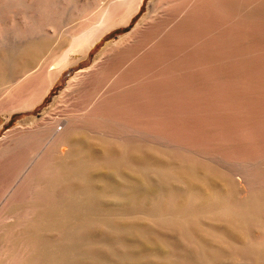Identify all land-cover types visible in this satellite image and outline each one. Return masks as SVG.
Returning <instances> with one entry per match:
<instances>
[{"label": "bare ground", "instance_id": "1", "mask_svg": "<svg viewBox=\"0 0 264 264\" xmlns=\"http://www.w3.org/2000/svg\"><path fill=\"white\" fill-rule=\"evenodd\" d=\"M142 5L145 10L134 26L106 43L89 68L76 71L53 98L64 105L66 92L76 93L81 100L70 94L80 101L75 103L81 106L85 101L88 109L99 113H90L89 121L83 119L85 112L79 116L72 110L75 117L71 112L66 115L78 105L72 104L77 100L70 96V104L61 107L63 112L68 110L65 115H49L42 125L36 120L38 127L28 132L34 136L28 134L29 142L21 150L26 159L20 156L24 161L13 176H24L20 173L36 157L29 175L32 181L40 173L45 178L36 176L32 182L25 175L26 187L35 183L37 188L32 185L31 194L27 193L33 191V198L28 196L30 200L25 201L21 195L22 205L20 198L11 202L13 206L19 203L21 209L18 204L16 208L7 204L5 209L14 208L13 217L8 209L1 210L6 196L0 211L11 215L9 220L16 214L31 218L29 213L21 214L28 201L26 210L34 219L20 217V221L16 216L21 223L12 222L14 226L19 222L15 230L19 233L14 236L13 224L8 223L11 232L7 224L1 229L10 232L12 249L21 248L19 253L25 254L21 264H30L28 259L33 264H264V0H0V111L4 107L9 113L31 109L43 101L68 66L87 57L103 38L127 26ZM154 71L172 79L163 83L164 88L188 89L201 96L208 89L230 92L236 103L243 101L241 110L246 117L238 119L237 115L234 123L245 139L238 140L225 120L224 124L213 121L216 117L207 120L215 124L202 122L205 126L199 128L196 120L195 132L191 126L184 134V130L164 129L169 125L159 129V122L151 125L157 129L151 128L147 118L151 132L148 127V133L144 132L153 133L159 144L149 141L151 136L150 143L142 140L145 125L138 127L139 131L135 123L111 121L105 110L115 102L133 107L136 83ZM142 87L140 92L147 90ZM153 96L151 101L157 100ZM84 106L79 109L84 111ZM139 106L136 104L137 112L142 110ZM135 111L129 113L133 119ZM167 121L164 124L170 123ZM120 128L128 129V138ZM136 130L140 141L134 136ZM26 136L11 137L13 141L10 138L9 143L0 145V152L23 144ZM36 141L45 142L41 151ZM23 178L12 189L25 187ZM9 185L2 187L1 197L11 189ZM19 193L8 196L18 198ZM88 235L94 241L81 247L75 242ZM10 250L2 253L6 255L2 263L19 255Z\"/></svg>", "mask_w": 264, "mask_h": 264}, {"label": "rangeland", "instance_id": "2", "mask_svg": "<svg viewBox=\"0 0 264 264\" xmlns=\"http://www.w3.org/2000/svg\"><path fill=\"white\" fill-rule=\"evenodd\" d=\"M146 1H148V0H146ZM145 10V5H142V7L140 8V11L138 12V14L136 15V16H134V17H132V19H131V21L129 22V24L127 25V26H125V27H123V26H121L119 29H117V30H115L114 32H112L111 34H109L108 36H106L105 38H103L93 49H91L90 51H89V53H88V56L87 57H85L84 59H82L80 62H78L77 64H74V65H70V66H68L67 67V69L65 70V72L63 71V73L60 75V77L58 78V80L56 81V83L53 85V87L50 89V91H49V93H47V95L44 97V99H43V101H41L40 103H38V104H36L34 107H32L31 109H23V110H16V111H12V112H10L9 113V111H7V110H9L8 108H7V110H6V107H4L1 111H0V145H4V143L5 142H7V143H9V140H10V138L12 137L13 139H15L17 136H21V134H23V135H27L26 136V139L25 140H23L22 142H23V144H17L16 145V147L18 148H16V147H12L10 150H7V151H4V153L2 154L1 152V154H0V190L2 189V187H3V190L10 184L9 182L10 181H12L11 179H13L14 178V176L16 175V171H17V169H18V165L20 164H22V162H21V160H23V158H25L26 157V154H24V153H22V149L24 148V147H26V145L28 144V142H29V140H27L29 137L31 138L32 136H34V134L31 132V133H28L30 130H33V129H35V127H38V126H36V122H37V124L39 125H42V122H43V120L47 117V116H49V115H65L64 113H66L67 111H65V112H63L62 111V109H64L65 107H67L68 105H67V103L70 101L68 98L70 97V96H72V95H76L77 97L79 96V95H77L76 93H71V92H66V94L67 95H65L66 97H64L63 99H65V104L63 105V103H60L59 105L57 104V102L55 101L54 102V99H56L57 97L56 96H58L60 93L59 92H61L62 90H64L66 87V85L68 84V81L71 79L70 77H72V75H74L75 74V72L76 71H78L79 69H83V68H85V69H88L89 68V66H90V64H92V61H94V59L96 58V55H97V53L99 52V51H101L102 50V48L104 47V45L106 44V43H108V42H111V41H115V40H117V39H119L122 35H124L126 32H128V30H130L131 29V27H133L134 26V24L137 22V20H138V18L140 17V15H141V13H143V11ZM85 60V61H84ZM76 65V66H75ZM88 67V68H87ZM160 74L161 73H157V71H154V72H152V73H150V74H147V76L146 77H144V78H142L143 80L145 79V78H147V80L146 81H143L142 79V81L141 82H139L138 81V83H136V84H138V87L136 88V90H135V95H133L134 97H132L133 99L135 98L136 99V101L134 100H132L133 102H134V105H133V107H131L133 110L132 111H135L134 113H136L137 112V109H135L136 108V104L139 106V104H140V106L138 107L139 109H140V107H141V109L142 110H138V111H140V112H137L136 113V118H135V116H134V119L133 118H131L130 117V114H131V112H129V110L128 109H131V108H128L129 106L127 105V107L125 108V104H123V105H121L120 103H118V102H115V103H113V104H111V105H113L112 107H114V104H115V106L116 105H118V107L119 106H121L120 108H118V107H115L114 109L111 107V105H110V107H111V109L113 110H111L110 109V107H108V109H106V110H108V111H106L105 110V113L107 112V115L112 119H110L111 121H116V122H118V121H120V122H123V124L124 123H135V125H136V129H138L139 131H140V129L139 128H141L142 127V125L144 126L143 127V130H142V128H141V131H145L146 130V128H147V130L149 131V130H151V128H154V129H157V128H161V129H163V127H168V125H169V127L168 128H164V129H170V130H173V131H175L176 129H180V130H184L183 131V133L182 134H184L185 132H188V131H191V126H192V131L194 130V132H195V130H196V125H194V124H197L199 121V125L197 124V126H198V128L199 127H201V126H203L204 125V123H205V125H206V123H208V122H210V123H214V122H212V121H207V120H212V118H215L213 121H215V122H217V123H220V124H224V120H225V124H227L228 126H229V130L230 131H232V134L233 135H235L236 136V138L239 140V139H245L244 138V136H245V134H244V132L243 131H241V130H237L236 129V126H237V123H234V121L235 122H237L238 121V119H242V117H244L245 116V114L243 115V110H241L243 107H242V105H244V102L242 101L241 102V100H238L237 101V103H236V100L237 99H235L233 96H232V93H230V92H222V91H217V90H210V89H208V90H210V91H208V90H205L204 92H202L201 94H202V96L201 95H197V93H195V91H190V90H188V89H181V88H176V87H173V88H164L166 85H164L163 83L165 82H169V83H171L170 81H172V79L170 78V77H168V76H165V77H163V74H161V77H160ZM157 77L158 76V78H153V77ZM160 77V78H159ZM150 78V79H149ZM162 78H164V79H162ZM159 79H160V81H159ZM153 80V81H152ZM144 82V83H143ZM147 82V83H146ZM153 83H154V85H156V86H154L153 85ZM144 84H145V86L146 87H144ZM143 86L142 87V89L143 90H146V91H144V92H140V90H141V88H140V86ZM149 86V88H147L148 86ZM137 86V85H136ZM162 86V87H161ZM156 87V88H155ZM75 87H73V89H74ZM153 88V89H152ZM160 88H161V90H160ZM164 88V89H163ZM140 89V90H139ZM151 90V92H152V94H151V92L150 91H148V90ZM157 90V91H156ZM158 90H160V91H158ZM167 90V91H166ZM172 90V91H171ZM188 90V91H187ZM207 91V92H206ZM215 91H217V92H215ZM136 92H137V97H136ZM156 93V95H155V93ZM183 92V93H182ZM188 92V93H187ZM191 92V93H190ZM213 92V93H212ZM141 93V94H140ZM160 93V94H159ZM167 93H170V94H167ZM198 96V97H200V99H198L197 97H196V95ZM208 94V95H204V94ZM70 94H72V95H70ZM143 94V95H142ZM145 94H146V96H145ZM181 94V95H180ZM185 94H188V95H185ZM193 94V95H192ZM220 94V95H219ZM227 94H230V96H228ZM74 95V96H75ZM152 95H154L155 97H156V99L157 100H155V98H154V96H153V98H154V102L153 101H151L152 100ZM172 95H174V96H172ZM74 96H72V97H74ZM169 96V97H168ZM179 96V97H178ZM183 96V97H182ZM192 96V97H191ZM195 96V98H193ZM215 96H216V98H215ZM56 97V98H55ZM140 97V98H139ZM141 97L142 98H148V103H147V101H146V99L145 100H142L141 99ZM160 97V98H159ZM189 97H191L192 98V102H191V98H189ZM203 97V98H202ZM212 97H214V99L212 98ZM54 98V99H53ZM75 98V97H74ZM71 98V99H73V100H77V101H73V100H71V101H73L72 102V104L74 105V104H78V103H80V101L79 100H81L80 99V96H79V100H78V98ZM186 98H188L187 100H186ZM199 100H197V99ZM208 98V99H207ZM218 98H220V99H218ZM137 99H140V101L142 100V102H140L139 100H137ZM159 99V100H158ZM162 99V100H161ZM173 99V100H172ZM178 99V100H177ZM203 99V100H202ZM220 101H218V100ZM223 99H225V101L223 100ZM228 99H230V100H228ZM234 99V100H233ZM53 100V101H52ZM68 100V101H67ZM181 100V101H180ZM202 102H201V101ZM210 100H212V101H210ZM223 100V101H222ZM79 101V102H78ZM84 101V100H83ZM138 101H139V103H138ZM144 101V102H143ZM157 101V102H156ZM159 101V102H158ZM166 101V102H165ZM170 101V102H169ZM188 101V102H187ZM196 101H198L199 102V104H198V102H196ZM214 101H216V102H214ZM229 101V102H228ZM52 102V103H51ZM75 102H78V103H75ZM82 102V101H81ZM132 102V103H133ZM151 102H153V103H151ZM174 102V103H173ZM217 102H218V104H217ZM226 102V103H225ZM227 102L229 103V104H227ZM84 103V104H83ZM136 103V104H135ZM144 103V104H143ZM163 103V104H162ZM167 103H169V104H167ZM187 103L189 104L188 105V107H189V110L191 111V113L192 112H194L193 114H190V115H192V116H196L198 119H196V117L194 118H192V117H189L190 115H189V110L186 108V106H187ZM224 103L226 104V105H224ZM242 103V104H241ZM50 104H52V105H50ZM69 104H70V102H69ZM83 104V105H82ZM143 104V105H142ZM151 104H154V105H151ZM158 106H157V105ZM194 104V105H193ZM196 104H198V105H196ZM232 104H234V106H237L236 108L235 107H233L232 106ZM237 104V105H236ZM240 106H239V105ZM58 105V106H57ZM61 105V106H60ZM73 105H72V107H73ZM79 105V106H78ZM77 106H78V108H77V106H75V108L73 107V109L72 108H70V110H69V112H67L66 113V115H68L70 112V116L71 117H75V116H73V114H72V110H74L73 112H75L76 111V113L74 114V115H77V114H79L80 113V115L79 116H82L83 115V112H85V114H84V116H83V119H87V121H89L90 120V113H91V115L95 112V109H93V108H90V109H88L87 107H86V103H85V101L84 102H82L81 103V106H80V104H78ZM85 105V106H84ZM150 105V106H149ZM161 105H163V107L161 106ZM173 105H175V106H173ZM216 105H218V106H216ZM220 105H221V107L222 108H220L219 109V107H220ZM223 105L225 106L224 108H223ZM228 105H230L229 107H228ZM55 106H57V107H55ZM60 106V107H59ZM70 106V105H69ZM85 107L84 108V111H81L82 109H79L80 107L82 108V107ZM124 106V107H123ZM149 106V107H148ZM152 106H154V107H152ZM156 106H157V109H156ZM192 106H193V109H192ZM204 106V107H203ZM61 107H62V109H61ZM64 107V108H63ZM71 107V106H70ZM143 107V108H142ZM171 107V108H170ZM175 107V108H174ZM216 107V108H215ZM121 110L122 111V113H124V114H122V113H119V110ZM126 109L125 111H124V109ZM161 108V109H160ZM191 108V109H190ZM201 109V110H199V109ZM4 109L6 110L5 111V113H4ZM77 109V110H76ZM135 109V110H134ZM147 111H146V110ZM148 109H150V111L148 110ZM173 109H175V111H173ZM176 109H178V110H176ZM186 109H187V113H185L186 112ZM223 109L224 110H226V112L225 111H223ZM235 109H239L238 110V112H239V114H238V112H236V113H234V110ZM44 110V111H43ZM54 110H55V112H54ZM90 110V111H89ZM93 110V111H92ZM112 111V115H111V111ZM115 110H117L118 111V113L119 114H121V115H119L118 113H117V111L115 112ZM143 110H144V112H143ZM158 110V111H157ZM161 110V111H160ZM193 110V111H192ZM205 112H204V111ZM207 110V111H206ZM211 110H215V111H211ZM219 110V111H218ZM241 110V111H240ZM48 111V112H47ZM52 111V112H51ZM88 112V114H89V116L88 115H86V113ZM120 111V112H121ZM141 111H142V114H141ZM165 111V112H164ZM170 111H172V112H170ZM196 111H197V114H196ZM199 111H201V114L199 113ZM211 112V113H209V112ZM43 112V113H42ZM45 112V113H44ZM47 112V113H46ZM54 112V113H53ZM61 112H63V113H61ZM115 112V113H114ZM127 112V114H128V116H127V114H125ZM151 112H152V114H151ZM153 112H154V115H153ZM158 112V113H157ZM160 112V113H159ZM169 112V113H168ZM206 112H208L206 115H208V116H205V113ZM221 112V113H220ZM1 113H3V114H1ZM42 113V114H41ZM95 113H99V110H97ZM101 113V112H100ZM109 113V114H108ZM130 113V114H129ZM177 113V114H176ZM181 115H180V114ZM185 113V115L186 114H188V115H183V114ZM216 113V114H215ZM217 113H219V114H217ZM228 114V113H230V114H228V115H226V114ZM41 114V115H40ZM72 114V115H71ZM116 114H118V118H117V116H116ZM132 114H133V112H132ZM141 114V115H140ZM146 114V115H145ZM156 114H157V116H156ZM166 114V115H165ZM176 114V115H175ZM179 114V115H178ZM200 116H202V117H200ZM215 114V115H214ZM234 114H235V116H234ZM40 115V116H39ZM86 115V116H85ZM113 115H114V117H113ZM124 115V116H123ZM144 115V116H143ZM170 116V118H172V120L173 119H175V117H176V120H173V121H175L176 122V124H174V122H172V120L170 121L169 119V116ZM179 116V118H182L181 119V121H182V123H181V121H180V119L178 118V116ZM217 115V116H216ZM223 115V116H222ZM225 115V116H224ZM237 115H238V119H237ZM40 118H39V117ZM88 116V117H87ZM116 116V117H115ZM120 116L121 117H123L124 119L126 118V119H130L131 121H129V119H128V121L125 119V120H123L122 121V119L120 118ZM139 116H141V117H139ZM145 116H146V118H145ZM150 116V117H149ZM151 116H152V118H154L155 116H156V118H154V119H152L151 118ZM154 116V117H153ZM158 116H160V118H158ZM172 116V117H171ZM188 116V117H187ZM203 116H204V118H203ZM228 116V117H227ZM78 117V116H77ZM133 117V116H132ZM174 117V118H173ZM185 117V118H184ZM208 117V118H207ZM230 118L229 119V121L227 120L226 121V119H224V118ZM246 117V116H245ZM89 118V119H88ZM142 118H145V119H143L144 121L148 118V121H147V124H149V126L151 127V128H149V126L146 124V121L144 122L143 120H142ZM150 118H151V120H150ZM191 119V121L190 122H188V120H190ZM204 120V121H202V119ZM207 118V119H206ZM219 118H220V120L222 121H220L219 120ZM114 119V120H113ZM121 119V120H120ZM134 121H133V120ZM135 119H137V120H139L142 124H140V122L139 121H137V120H135ZM156 119H157V121H156ZM159 119H161V120H159ZM168 120L166 123H168L169 121H170V123H168L167 125L166 124H164L165 123V121L163 122V120ZM187 119V120H186ZM194 119H195V121H194ZM223 119V120H222ZM37 120V121H36ZM118 120V121H117ZM150 120V121H149ZM179 120V121H178ZM186 120V121H185ZM192 120H193V122L194 123H192ZM196 120L198 121L197 123H196ZM42 121V122H41ZM126 121V122H125ZM137 121V122H136ZM161 121L163 122L162 124H160L161 123ZM188 122V124H186L185 122ZM207 121V122H206ZM41 122V123H40ZM143 122H144V124H143ZM151 122V123H150ZM155 122H159L158 124V127L156 128V127H152L151 125H156V123ZM177 122H180V123H177ZM202 122H204V123H202ZM227 122V123H226ZM35 123V124H34ZM114 123V122H113ZM153 123V124H152ZM139 124V125H138ZM176 125L174 128L175 129H173L172 127H173V125ZM182 124V125H181ZM187 126H186V125ZM193 124V125H192ZM215 124V123H214ZM219 124V125H220ZM233 124H235V125H233ZM124 125H126V124H124ZM138 125V126H137ZM147 125V126H146ZM164 125V126H163ZM172 125V127H170ZM179 127H178V126ZM180 125L182 126V127H180ZM201 125V126H200ZM204 125V126H205ZM159 126H161V127H159ZM193 126H195V127H193ZM60 126H58V128H59ZM139 127V128H138ZM178 127V128H177ZM186 127V128H185ZM127 128V127H126ZM145 128V129H144ZM183 128V129H182ZM185 128V129H184ZM231 128H232V130H231ZM154 129H152V130H154ZM122 130H124L125 131V129H123L122 128ZM127 130V132H128V129H126ZM138 130H136L137 132H135V133H133V134H135L134 136L136 137V135L138 134V135H140L141 136V134H139L140 132L138 131ZM176 130V132H179V133H181V131L179 130ZM186 130V131H185ZM124 131H121V128H120V132H124ZM236 131V132H235ZM126 132V131H125ZM125 132H124V134H125ZM127 132H126V137H127ZM130 133L132 132L131 130L129 131ZM143 132H142V134H143ZM146 132V131H145ZM144 132V136L142 135L141 137H144L142 140L145 142V140L147 139V141L145 142V143H150V142H148V139H150V138H152V139H150L149 141H151L152 143H155V144H159L160 142L158 141L159 139H157V138H155V136H154V134L152 133L151 135H147L146 133H148V132H146L145 133ZM151 131H149V133H150ZM234 132V133H233ZM242 132V133H241ZM26 133V134H25ZM18 134V135H17ZM28 134H29V137H28ZM123 133H120V137H122L121 135H122ZM124 134H123V136H124ZM6 135V136H5ZM128 135H129V133H128ZM153 135V136H152ZM7 136H9V137H7ZM16 136V137H15ZM134 136L132 137V135L129 137V138H132V139H134ZM151 136V137H150ZM4 137H6V138H4ZM25 137V136H24ZM28 137V138H27ZM125 137V136H124ZM125 137V138H126ZM140 137V138H141ZM150 137V138H149ZM11 138V141H13V139ZM128 138V137H127ZM136 138H138V136L136 137ZM138 140H139V138H138ZM141 140V141H142ZM140 141V140H139ZM36 142H38L37 143V147H38V145L40 144L41 145V148L39 149V151H41L42 149H43V147H44V144H45V142H43V144L42 143H40V141H36ZM158 142V143H157ZM24 143H26V145L24 144ZM3 145H2V147H3ZM22 145H24V146H22ZM46 145V144H45ZM19 146H21V147H19ZM1 148V147H0ZM16 149V150H15ZM38 153H40V152H38ZM23 154V158H21L20 156ZM19 158H18V157ZM25 156V157H24ZM43 158V157H42ZM26 159V158H25ZM35 159H37L36 157L34 158V159H32L29 163L30 164H28L23 170L24 171H22L20 174H24V176L23 175H19L17 178L15 177L14 179L15 180H13L12 182L14 183V185H13V183H12V185L13 186H11V185H9V186H11V189H10V187H8L5 191H6V193H4V196H2L1 197V194H0V197H1V199H0V204H1V202L3 201L4 202V199H5V197L7 198V200L6 201H8V202H4V207H2L1 205H0V208L2 207V209L1 210H4L6 207H7V204L8 205H10V206H12V207H15L16 208V205L18 204V207H19V209H21V205H22V201H23V198H24V200L26 201L27 199H28V196L29 197H31V196H33V191H32V195H28L27 193L29 192V189L32 187V185L33 184H35V183H33L32 185H30L31 187L30 188H27L28 187V183H27V178H25L27 175L30 177V179H29V177H28V180L29 181H32V178H31V176L29 175L30 174V172L32 171V168H33V164L32 163H34L33 161L35 160ZM19 160V161H18ZM42 160V159H41ZM24 161V160H23ZM21 162V163H20ZM16 163H17V165H16ZM12 164V165H11ZM20 165H19V167H20ZM29 166H30V168H29ZM16 168V169H15ZM9 169V170H8ZM28 169H29V171H28ZM6 170H7V172H6ZM31 170V171H30ZM26 171V172H25ZM10 172V173H9ZM12 172V173H11ZM13 173H15V175L13 176ZM27 173V174H26ZM26 175V176H25ZM13 176V177H12ZM36 176H38V174L37 175H35V176H33L34 178V180L32 181V182H35V180H37V179H35V177ZM39 176H41V179H39V180H42V179H44L45 178V175L44 174H42V173H40V175ZM36 177V178H40V177ZM21 177H24L23 179H21V181L23 180V182H24V180L26 179V181L23 183L24 184V186L26 187V184H27V191L24 189V192H23V188H25V187H23V185L21 186V181L19 182V183H21L20 184V186L21 187H23V188H21L20 186V188H18V187H15V188H17L18 190V193H19V196H18V198L17 197H13V198H16L15 200H13V198H12V196H13V193H16L17 191H14L15 190V188L14 189H12L14 186H15V184L18 182V180L21 178ZM11 178V179H10ZM17 180V181H16ZM16 181V182H15ZM32 182H29V183H32ZM8 183V184H7ZM7 184V185H6ZM18 185V184H17ZM6 186V187H5ZM33 188H36L35 187V185H33ZM10 189V190H9ZM22 191H21V190ZM37 189V188H36ZM3 190H1L0 191V193H2V192H4ZM13 190V193L12 192H10V191H12ZM32 190H34V189H32ZM9 191V192H8ZM35 191V190H34ZM21 192H22V194H21ZM8 193H11L12 194V196H8ZM3 194V193H2ZM29 194H31L30 192H29ZM15 195V194H14ZM18 195V194H17ZM21 195H23V198L21 197ZM26 195V196H25ZM16 196V195H15ZM25 196V197H24ZM3 198V199H2ZM20 198V200H18ZM33 197H31V199H32ZM21 199H22V201H21ZM16 200H18V202L21 204V205H19V203H16L14 206L13 205H11L12 203H13V201H14V203L16 202ZM28 200H30V198L28 199ZM34 201V200H33ZM12 202V203H11ZM10 203V204H9ZM24 203V202H23ZM28 204V201L27 202H25V204ZM30 203H32V202H29V204ZM25 204H23L24 206H25ZM26 204V205H27ZM22 206L23 208H22V210L24 209V210H26V209H28V208H26L27 206ZM28 206H30V205H28ZM12 207H10L11 208V210H10V208H9V206H8V213H9V211H10V214L12 213V211L14 210V208H12ZM31 208V207H30ZM29 208V209H30ZM7 209H5V211L7 210ZM16 210V209H15ZM18 210V209H17ZM15 211L16 213H20V212H18V211ZM22 210H21V214L23 213L24 215H26V213H29V215L30 216H32L31 218L29 217H27V218H23L21 215H17L16 213V216L18 217V219L21 217L22 219H24V220H29V219H34V215H31L30 214V212H28V210H26V211H24V212H22ZM32 210V209H31ZM30 210V211H31ZM20 211V210H19ZM1 212V211H0ZM7 212H5V213H7ZM14 212V211H13ZM4 212L2 211L1 212V214H3ZM0 214V215H1ZM11 215H13V217H14V214L12 213ZM11 215H6V214H3V215H1L0 216V264H21L22 262H24L26 259V257H24L25 256V254L23 255L22 254V252H20L19 253V250L21 249V248H16L15 246V249L16 250H13L12 249V246H11V244L13 243V240H12V237L10 236V234H8V232L10 231H12L11 230V225L14 223V221L17 219V217L15 216V218H13L12 220H9V219H11L12 217H11ZM23 215V216H24ZM28 214H27V216H29ZM5 216H7V218L5 217ZM10 216V217H9ZM2 217H3V219H2ZM8 217H9V219H8ZM15 219V220H14ZM22 219H19L20 221H23ZM19 220H16V221H19ZM15 221V222H16ZM19 221V222H20ZM13 222V223H12ZM19 222H17V223H19ZM8 223H11V225L10 224H8ZM17 223H16V225L14 226V224H13V226H12V228H14L13 229V231H12V235L14 236V235H17L19 232V230L17 231V234H16V231L15 230H17V229H19V227L17 226ZM21 223V222H20ZM6 224H7V229L9 230V228H10V230L8 231L6 228H5V233H3V226H6ZM21 225V224H20ZM18 227V228H17ZM2 228V229H1ZM17 228V229H16ZM2 230V231H1ZM7 230V231H6ZM9 232V233H10ZM15 233V234H14ZM48 235V234H47ZM93 235V234H92ZM7 236V237H6ZM8 237H10V238H8ZM51 237V236H50ZM93 237H94V235H93ZM93 237H91L90 238V236L88 235V236H86V237H82V238H80V239H78L77 238V241H75L77 244H79L80 245V247L82 246V244H83V246L84 245H86V243L87 244H89L91 241H94V238ZM76 239V238H75ZM88 239V240H87ZM11 241V242H10ZM79 241V242H78ZM84 242V243H83ZM10 245V246H9ZM6 246H8V248L10 247L11 248V253H14L15 252V254H18L19 253V255L18 256H15V255H13L14 257L11 259V260H5V261H3V263L1 262L2 260H3V258H4V256L6 257V255H3L4 254V250L5 249H8V248H6ZM2 248V249H1ZM17 251V252H16ZM21 251V250H20ZM3 253V254H2ZM10 253V254H11ZM3 255V256H2ZM16 258V259H15ZM22 258H24V259H22ZM5 259V258H4ZM24 260V261H23ZM7 261V262H6ZM10 261V262H9ZM28 263H30V264H33V262L31 261V260H29L28 259ZM239 264V263H237V262H231V264ZM24 264V263H23ZM230 264V263H229ZM240 264H242V263H240Z\"/></svg>", "mask_w": 264, "mask_h": 264}]
</instances>
